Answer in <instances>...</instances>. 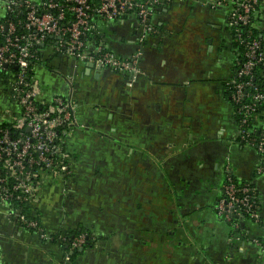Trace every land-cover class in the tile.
Returning a JSON list of instances; mask_svg holds the SVG:
<instances>
[{
	"label": "crops",
	"instance_id": "crops-1",
	"mask_svg": "<svg viewBox=\"0 0 264 264\" xmlns=\"http://www.w3.org/2000/svg\"><path fill=\"white\" fill-rule=\"evenodd\" d=\"M231 8L160 0L156 33L143 41L136 16L102 23L94 37L107 49L140 52L135 78L59 56L40 83L47 95L70 91L78 126L63 151L73 179L43 193L49 240L0 212L1 264H264L262 157L241 139L226 87L237 64ZM5 15L1 0L0 21ZM5 105L0 87V114ZM256 123L264 132V109ZM228 175L256 187L260 224L234 232L217 216ZM81 233L89 244L76 251L57 237Z\"/></svg>",
	"mask_w": 264,
	"mask_h": 264
},
{
	"label": "built area",
	"instance_id": "built-area-1",
	"mask_svg": "<svg viewBox=\"0 0 264 264\" xmlns=\"http://www.w3.org/2000/svg\"><path fill=\"white\" fill-rule=\"evenodd\" d=\"M229 1L233 4L228 16L230 27L246 26L262 2ZM2 3L6 15L0 21V74L5 77L0 79V87L6 108L0 114V212L4 211L10 222L34 232L41 240H49L39 206L45 189L69 186L73 179L70 157L59 144L66 133L60 137L59 130L74 128L78 122L70 91L67 95H47L41 87L38 70L43 60L39 66L38 53L93 64L97 73L109 69L135 78L140 72V52L122 58L100 41L94 42L90 37L91 32L97 31L94 17L108 23L136 16L143 41L156 33L153 15L160 0H96V4L91 0H2ZM22 12L24 15L18 18ZM9 14L14 15L15 21L8 18ZM236 36V41L241 40L240 34ZM244 44V62L228 84L240 137L260 153L262 161L255 171L264 174V132L254 136L253 130L247 128L257 107L264 104V93L253 82V70L264 57V43L252 37ZM259 201L256 187L236 183L228 175L215 211L236 231L244 219L261 222ZM59 239L71 250L83 248L89 242L86 233Z\"/></svg>",
	"mask_w": 264,
	"mask_h": 264
},
{
	"label": "trees",
	"instance_id": "trees-1",
	"mask_svg": "<svg viewBox=\"0 0 264 264\" xmlns=\"http://www.w3.org/2000/svg\"><path fill=\"white\" fill-rule=\"evenodd\" d=\"M91 1L93 2V4H96V0H91ZM263 2H264V0H262V2L259 4V6H257L255 16H253V18H251V21L246 26L231 27V30L233 31V33L235 35H237V33H238V34H240V37H241V40L236 41V44H235V52H236V55H237L236 72L239 70L241 64L244 62V52H245V44L244 43H245V41H247L249 38H252L253 37V38L258 39L261 43H264V36L262 35V32H261V30L259 28L260 21H261V16H262V13H263L262 12V9H263V5L262 4H263ZM23 15H24V12H22L21 14H19L18 18H22ZM8 18H10V19H12V20L15 21V17L12 14H9L8 15ZM94 19H95L94 22H96L97 30H98V28L101 27V24L102 23L99 21V19L97 17L96 18L94 17ZM249 32H250V37H248V33ZM95 33H96V30L93 31V32H91L90 37L92 39L94 38V40L97 41V37H94V36H96ZM263 55H264V50H263ZM44 57H45V54H40V52L38 53V59L39 60H37V64H39V66L42 65V60H44L43 59ZM263 65H264V57H263V60H262L261 64H258L255 67V69L253 70V82L255 83V86L257 87V90L262 91L264 93V69H263ZM4 77H5L4 74H0V79L1 80ZM248 92H251V90H248ZM263 109H264V104L258 106L257 109H256V112L248 120L247 128L253 130V135L254 136L257 135L256 118L258 117V115L260 114V112H262ZM237 122H238V118H237ZM69 130H70L69 128H66V127L63 128L62 127L59 130V136L61 137L63 135V133L65 134ZM59 144H60L61 149L64 150L63 149V146H64L63 140ZM233 180L236 183L249 184L251 186H254L250 182H247V181H239V180H237L234 177H233ZM243 221L244 222H248V221H251V220H248V218H247V219H244ZM59 236H63V235L62 234L61 235L60 234L57 235V237H59ZM75 236H77V235H75ZM86 246H84V247H86ZM76 250H78V249H76ZM76 250H74V251H76Z\"/></svg>",
	"mask_w": 264,
	"mask_h": 264
},
{
	"label": "flooded vegetation",
	"instance_id": "flooded-vegetation-1",
	"mask_svg": "<svg viewBox=\"0 0 264 264\" xmlns=\"http://www.w3.org/2000/svg\"><path fill=\"white\" fill-rule=\"evenodd\" d=\"M57 60H59L61 62L62 59L59 56L54 55L53 53H48L44 57L43 66L41 67L42 69L38 70V76H39L38 78H40V81H41V78H43L45 76L46 72L50 73L49 69H52L55 66L57 67ZM236 66H237V64H236ZM235 73H236V68H235ZM234 74H233V76H234ZM228 83H227L226 87H227V90L229 92V97L231 98V102H232V104L234 106V102L232 101V97H231V89H230V86H229ZM234 108H235V106H234ZM235 117H236V121H237L236 113H235ZM231 229L235 232V229H233L232 227H231Z\"/></svg>",
	"mask_w": 264,
	"mask_h": 264
},
{
	"label": "water",
	"instance_id": "water-1",
	"mask_svg": "<svg viewBox=\"0 0 264 264\" xmlns=\"http://www.w3.org/2000/svg\"><path fill=\"white\" fill-rule=\"evenodd\" d=\"M89 66H91V67H94V65L93 64H88Z\"/></svg>",
	"mask_w": 264,
	"mask_h": 264
},
{
	"label": "rangeland",
	"instance_id": "rangeland-1",
	"mask_svg": "<svg viewBox=\"0 0 264 264\" xmlns=\"http://www.w3.org/2000/svg\"><path fill=\"white\" fill-rule=\"evenodd\" d=\"M39 77V76H38ZM39 80H40V78H39Z\"/></svg>",
	"mask_w": 264,
	"mask_h": 264
}]
</instances>
